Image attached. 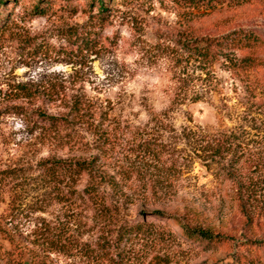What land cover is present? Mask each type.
<instances>
[{
	"label": "rangeland",
	"instance_id": "rangeland-1",
	"mask_svg": "<svg viewBox=\"0 0 264 264\" xmlns=\"http://www.w3.org/2000/svg\"><path fill=\"white\" fill-rule=\"evenodd\" d=\"M106 2L0 1V264H263L264 0ZM229 33L262 44L190 49Z\"/></svg>",
	"mask_w": 264,
	"mask_h": 264
},
{
	"label": "trees",
	"instance_id": "trees-1",
	"mask_svg": "<svg viewBox=\"0 0 264 264\" xmlns=\"http://www.w3.org/2000/svg\"><path fill=\"white\" fill-rule=\"evenodd\" d=\"M2 2V0H0ZM210 1V0H208ZM91 3H95L98 5L99 10L101 12L106 11L104 7L106 5V0H91ZM227 41L229 47H233L235 49H248L252 47H256L261 45V40L255 34H232L229 33L225 38L219 40H209L205 46H197L196 44L193 45L191 49L192 52L196 53L197 55L201 56L202 58H207L211 55L210 47L218 46L219 44ZM200 49V51H199ZM241 66L247 67H254L255 65H260L254 58L251 57H244L240 60ZM39 117L42 121H44L50 127H56L60 125V122H64V120L57 118L55 116L48 115L44 112H40ZM44 166V170L48 173L46 176L51 184H53L52 189L55 190L57 193L56 197H61L59 199H65L66 194H64L63 189L69 186V182L72 186H75L79 183L80 179L86 176L89 180L87 184H85L83 188V193L88 197V199L97 206L104 205V199L98 195L97 186L92 182L97 178L100 179V182H105V178L102 175L94 174L93 164L91 162H86L84 160H47ZM65 178L68 179V182L65 183ZM60 190V191H59ZM183 232L186 235H194L202 240L206 241H218L221 239V236L214 235L207 230H203L199 227H189L181 224ZM2 232L0 228V233ZM5 237V236H4ZM8 239V238H7ZM258 248H262L264 246V240L260 241L259 243H255ZM17 264H23L21 260H19ZM253 262H249V264ZM5 264H16L15 261L13 262L10 258H6ZM232 264H240L237 260L233 261ZM254 264H259L255 262ZM264 264V263H263Z\"/></svg>",
	"mask_w": 264,
	"mask_h": 264
}]
</instances>
